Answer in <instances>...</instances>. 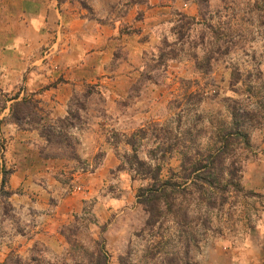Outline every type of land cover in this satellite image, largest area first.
I'll use <instances>...</instances> for the list:
<instances>
[{
	"label": "rangeland",
	"instance_id": "rangeland-1",
	"mask_svg": "<svg viewBox=\"0 0 264 264\" xmlns=\"http://www.w3.org/2000/svg\"><path fill=\"white\" fill-rule=\"evenodd\" d=\"M14 1L0 0V264L158 262L175 231L145 227L134 156L165 179L236 110L257 115L243 191L206 210L190 262L264 264V0Z\"/></svg>",
	"mask_w": 264,
	"mask_h": 264
},
{
	"label": "trees",
	"instance_id": "trees-1",
	"mask_svg": "<svg viewBox=\"0 0 264 264\" xmlns=\"http://www.w3.org/2000/svg\"><path fill=\"white\" fill-rule=\"evenodd\" d=\"M17 98V95L15 97ZM25 99L14 102L12 109L18 106L29 109ZM257 115L243 110L230 112V120L223 128H214L207 145L196 148L193 144L184 145L180 152V163L177 172H169L165 179L161 177V165L134 156L135 162L144 179L148 182L137 190V199L142 204L147 219L146 228H153L160 224L159 220H167L173 226L175 234L165 238L164 245H169L172 251L165 253L158 262L152 264H191L190 251L198 247L199 238L211 231L212 220H207V209L218 208L227 204L232 193L243 191L241 184L242 165L244 159L239 158L238 151L250 148L249 133L255 127ZM162 150L171 147L169 143H162ZM197 208L194 211L192 208ZM201 209V210H200ZM213 231V230H212ZM157 251L149 252L143 264H149V258L156 256ZM96 264H110L104 256L103 250L97 253ZM103 258V260H100ZM166 258V259H165ZM116 264H136L131 258V251L120 255Z\"/></svg>",
	"mask_w": 264,
	"mask_h": 264
},
{
	"label": "crops",
	"instance_id": "crops-1",
	"mask_svg": "<svg viewBox=\"0 0 264 264\" xmlns=\"http://www.w3.org/2000/svg\"><path fill=\"white\" fill-rule=\"evenodd\" d=\"M152 4H154L155 2H157L158 0H149ZM14 2H17V3H21V0H17V1H14ZM41 2H42V0H41ZM42 4V3H41ZM53 5H55V6H57V4H56V2L54 3V4H52L51 2H50V4L49 5H47L46 7H45V5H43L42 4V10H41V13H37V14H34V15H31V16H29V17H26L25 19H23L22 21L25 23L26 21H28L29 23H31V24H33V23H37V25L39 24V26H37V25H35V26H31V24H29V26H26L27 27V29L28 30H41L42 31V29L44 30L45 28H46V23H47V21H48V19L46 18V22L45 21H43V19H44V17H46V15L48 14V12H49V14H51V12H50V8H52L53 7ZM50 7V8H49ZM37 9V8H36ZM19 10V9H18ZM18 12L19 11H17V18H16V20H18L20 17L18 16ZM28 12H29V14H31L30 13V11H29V9H28ZM38 12V11H37ZM56 14L58 15V13L56 12ZM61 16V15H60ZM59 16V17H60ZM26 25V24H25ZM45 26V27H44ZM52 93H50L49 95H51Z\"/></svg>",
	"mask_w": 264,
	"mask_h": 264
}]
</instances>
